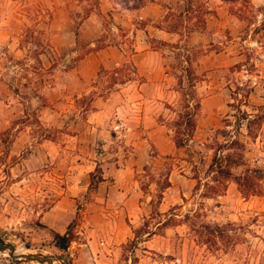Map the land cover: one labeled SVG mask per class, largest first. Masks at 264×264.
Listing matches in <instances>:
<instances>
[{"label": "rangeland", "instance_id": "374dc122", "mask_svg": "<svg viewBox=\"0 0 264 264\" xmlns=\"http://www.w3.org/2000/svg\"><path fill=\"white\" fill-rule=\"evenodd\" d=\"M109 1L121 12L147 0ZM171 1L167 18L179 37L167 47L148 40L174 79L170 111L157 118L173 141L136 146L114 133L88 150L132 169L122 196L103 195L102 162L91 171L96 186L69 193L85 178L68 134L83 109L136 72L132 60L95 72L81 61L89 44L124 42L129 56L134 41L100 0H0V264H46L12 257L9 245L61 264H264V0ZM195 101V130L176 147L177 124ZM214 155L230 165L227 182L214 180ZM70 223L73 238L61 250L53 235Z\"/></svg>", "mask_w": 264, "mask_h": 264}, {"label": "crops", "instance_id": "0c3cea01", "mask_svg": "<svg viewBox=\"0 0 264 264\" xmlns=\"http://www.w3.org/2000/svg\"><path fill=\"white\" fill-rule=\"evenodd\" d=\"M100 1L101 12L112 16L116 23L120 24L126 32L125 39L131 37L134 41L129 49L130 55H125L127 43L106 44L97 48L95 42H91L89 46L94 49L81 61L86 62L90 59V63L97 72L101 67L114 68L126 60H132L136 66V72L133 73L134 77L121 84L118 89L99 97V104L83 109L81 117L76 121L72 120L76 122L77 132L68 134V141H76L75 147L79 152H74L76 153L75 161L81 176L85 178V184L78 189V185L74 183L68 186V190L73 195L87 190L89 172L94 170L97 162H102L103 164L100 165L103 170V180L100 183L104 186L103 195H113L116 192L123 196L128 192L133 177V171L129 165H123L121 159L116 160L115 158L109 161L106 158L97 160V153H88V150L94 151L100 143L102 148L105 147L106 142L113 141L114 133L123 134L127 141H134L136 146H143L144 143L150 146V141H173L170 135L171 129L166 126V121H160L157 118L160 114L165 116L163 111H170L166 104H171L170 97L176 94L172 86L174 79L167 71V56L153 50L148 39L153 37L167 47L179 37L180 28H171L169 25L173 14L168 18L167 14L176 11L171 6L173 5L171 0H147L136 8L125 9L121 12L111 10L113 8L109 7V0ZM180 3H184V0H180ZM180 12V10L177 11V14ZM92 16L96 14L87 16L83 24L89 23L88 20ZM154 54H160V58L155 57L157 59H154ZM80 76L83 75L78 73L80 84H83L85 77L81 79ZM123 95L127 97L126 100ZM123 102L126 104H121ZM63 115L66 116L67 113L63 111ZM45 120L48 121L49 117ZM14 141L16 145V141L23 140L17 138ZM45 141L52 151L62 148L57 141ZM68 146L69 144H66L63 149ZM119 162L122 166H119ZM65 199L66 197H63L59 200L55 207L63 203ZM72 200L75 201V199ZM82 250V248L77 249L80 252Z\"/></svg>", "mask_w": 264, "mask_h": 264}, {"label": "trees", "instance_id": "16d2710c", "mask_svg": "<svg viewBox=\"0 0 264 264\" xmlns=\"http://www.w3.org/2000/svg\"><path fill=\"white\" fill-rule=\"evenodd\" d=\"M200 109V103L198 101H195L194 104V108L193 111L191 113H185L182 117L183 120L181 121V123L179 122V124H177L178 126H181V124L183 123L184 128H180L181 134L183 135V137H175L174 142L176 147H182L186 145V137H189L193 134L194 130H195V126H196V122H195V115L197 113V111ZM232 142V141H231ZM230 165H223L222 164V158L220 156H216L214 155L212 158V161L209 165V169H213V171L215 172V176L217 177L214 180H218L219 178H221L222 180H225L226 182L228 181V179L230 177H232V172L230 170ZM90 183L88 186V189H91L92 187L96 186L98 181L101 179H96L94 178V174L91 172L90 173ZM71 226L72 223H70L67 226L66 231L63 234H60L58 232H55L53 235V240H54V244L57 248L61 249V250H66L70 244V242L72 241L73 235L71 233Z\"/></svg>", "mask_w": 264, "mask_h": 264}, {"label": "water", "instance_id": "95a60500", "mask_svg": "<svg viewBox=\"0 0 264 264\" xmlns=\"http://www.w3.org/2000/svg\"><path fill=\"white\" fill-rule=\"evenodd\" d=\"M3 240L0 238V242ZM11 248V253L10 255L12 257H18L22 258L24 261H37L40 263H46V264H61V263H56L60 262L58 258L52 257V256H47V255H40V254H24V255H18L15 253V249L12 245H9Z\"/></svg>", "mask_w": 264, "mask_h": 264}, {"label": "bare ground", "instance_id": "6f19581e", "mask_svg": "<svg viewBox=\"0 0 264 264\" xmlns=\"http://www.w3.org/2000/svg\"><path fill=\"white\" fill-rule=\"evenodd\" d=\"M19 255V254H18Z\"/></svg>", "mask_w": 264, "mask_h": 264}]
</instances>
